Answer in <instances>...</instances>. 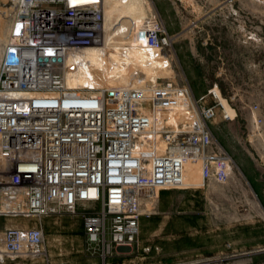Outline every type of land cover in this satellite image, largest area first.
Listing matches in <instances>:
<instances>
[{"label": "built area", "instance_id": "1", "mask_svg": "<svg viewBox=\"0 0 264 264\" xmlns=\"http://www.w3.org/2000/svg\"><path fill=\"white\" fill-rule=\"evenodd\" d=\"M2 12L11 23L0 64V218L24 223L0 228V263L50 264L44 219L62 213L83 217L87 248L104 262L116 247L137 252L141 216L157 212L161 191L194 187L184 185L186 164L201 163L205 182L228 177L233 157L212 128L218 105L196 98L188 81L159 79L154 108L184 104L186 112L153 121L142 90L66 85L69 56L107 44L104 0H0ZM136 36L138 46L172 57L177 35L161 19ZM215 89L209 94L219 99ZM263 249L228 242L183 264H248Z\"/></svg>", "mask_w": 264, "mask_h": 264}, {"label": "rangeland", "instance_id": "2", "mask_svg": "<svg viewBox=\"0 0 264 264\" xmlns=\"http://www.w3.org/2000/svg\"><path fill=\"white\" fill-rule=\"evenodd\" d=\"M151 4L143 6L142 10L152 22L159 17L171 35L182 32L173 43L178 57L173 62L175 70L158 72L152 78L149 67L145 66L147 68L144 69L143 66L144 70L140 71L143 77L139 80V76H136L139 81H134L139 83L144 80L147 84L171 77L185 80L196 98L206 96L209 103L217 104L218 114L212 128L217 139L233 157L235 165L228 182H215L204 188L179 189L190 192L179 210L225 212L228 222L244 226L256 221L262 226L258 233L246 228L236 235L240 246L263 249L264 202L253 190L251 180L264 173V124L255 126L258 115H262L264 121V0H151ZM1 14L3 12L0 13V64L11 23ZM107 22L108 25H115L114 30L122 34L139 28L126 13L109 14ZM118 44L115 49L126 45ZM126 54L128 64L123 67L117 63L116 66L121 69L113 73L125 74L130 81L133 71L147 63L137 58L135 49ZM165 66L162 65L163 68ZM215 83L219 85L220 91L216 90L228 108L231 119L234 118L232 120L224 118L220 100L209 94ZM255 105L259 109L255 110ZM86 211L85 208L79 210ZM23 223L24 220L20 218H0V228ZM29 225L34 223L30 222ZM44 227L50 264H104L99 251L91 254L87 248L84 220L80 214L48 216L44 219ZM246 241H251L252 247ZM257 254L259 258L255 262L249 260L248 264H264V249ZM0 264L45 262L21 258Z\"/></svg>", "mask_w": 264, "mask_h": 264}, {"label": "bare ground", "instance_id": "3", "mask_svg": "<svg viewBox=\"0 0 264 264\" xmlns=\"http://www.w3.org/2000/svg\"><path fill=\"white\" fill-rule=\"evenodd\" d=\"M89 1L92 0H79V2H89ZM93 1H97V0H93ZM150 5L152 6L151 0H104L106 27L109 31L106 40L107 44L102 48L89 50L85 54H81V55L71 54L69 56L68 62L70 65H72V68L67 69L64 73L65 83L70 88L90 87L93 89H102L104 87H108L117 90L118 88L122 89L128 87L135 91L139 89L142 90L139 92L143 94V99L147 103L148 112L149 114H151L150 115L151 121H153L155 116L159 117L160 119H163L166 115H171L172 117L178 118L181 117V115L186 112L182 110L184 104L182 106H177V110L175 109L165 110V109L154 108L153 98H155V95L158 94V89L155 87L158 84V81L147 84L144 82V80L140 81L141 83L134 81L137 80L136 76H139L138 78L139 80L140 78L143 77L141 76L142 74L140 71L146 69L147 67L145 66L149 67V73L152 78H155L158 72L165 73L167 69H168L167 72L169 70L172 71L175 70L173 62L175 63V60L178 57L177 53H175L174 51L172 37H170V47H169V50L172 53V57L161 53L159 50L153 51L138 46V36H136L137 32L139 31L141 26L144 25L147 22V20L150 19L148 15L142 10V7L150 6ZM119 13H126L127 16L134 19L136 25L139 27L136 31L132 32L131 37L129 36L131 32L122 34L119 33L118 30H114L115 25L114 26L108 25L107 21L109 14L115 16ZM1 17L7 20L10 19V17L5 15L4 13L1 14ZM154 19H156V21H159L160 18L156 17ZM162 23L164 24L163 21ZM166 31H168L167 28ZM181 35L182 32L180 34H177V39H179ZM116 39L117 40L120 39V40H118L117 43H114L116 42L115 41ZM8 41H9V36L7 41L5 42L4 48L8 43ZM118 43H125L127 47L124 46V48L120 47L118 49H115ZM117 47H119V44L117 45ZM4 48H3V52H4ZM134 49L138 53L137 58L142 60L143 62L145 61L147 64H142V67H139V69L136 68L133 71L132 79L129 81L130 77H128L127 75L125 74L118 75V74H114L113 72L114 71L117 72L119 69H121L118 66H116L117 63L118 65L123 67H125L128 64L127 59L129 58L126 57L127 54L125 55V53L127 52L131 53L134 51ZM144 52L147 53L144 54ZM117 59H119V61H117ZM165 64L166 66L163 68L162 65L164 66ZM171 78L176 80L178 83H182V80H178L173 77ZM185 83H187V81H185ZM215 92L217 93L220 101L222 102V105L224 107V114H227L229 117H231L228 108L222 101L216 89ZM150 120L148 118L149 125H150ZM256 120L257 119L255 118V121ZM161 147L164 148V144L161 145ZM232 172H233V165L230 169L227 178L225 179L213 178L205 182L203 179V170L201 163L190 162L184 166V185L185 186L192 185L194 187L204 188V187H210L211 184L215 182L225 183L230 180Z\"/></svg>", "mask_w": 264, "mask_h": 264}, {"label": "crops", "instance_id": "4", "mask_svg": "<svg viewBox=\"0 0 264 264\" xmlns=\"http://www.w3.org/2000/svg\"><path fill=\"white\" fill-rule=\"evenodd\" d=\"M252 180L253 190L264 202V173ZM189 193L179 189L161 191L158 211L141 216V249L135 252L131 248L116 247L104 264H183L198 257L215 256L226 250L228 242L247 249L240 246L236 234L246 228L258 233L261 225L256 221L248 226L232 224L225 212L179 210ZM246 243L252 247L251 241ZM257 253L250 256V262L259 258Z\"/></svg>", "mask_w": 264, "mask_h": 264}]
</instances>
